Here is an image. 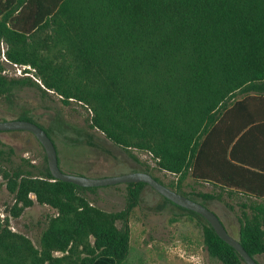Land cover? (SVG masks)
<instances>
[{"label": "trees", "instance_id": "1", "mask_svg": "<svg viewBox=\"0 0 264 264\" xmlns=\"http://www.w3.org/2000/svg\"><path fill=\"white\" fill-rule=\"evenodd\" d=\"M0 42L61 102L88 104L87 126L139 170L205 206L221 200L247 253L264 251V0H0ZM24 85L45 93L28 76L0 72V96ZM135 147L151 151L156 166ZM11 152L0 148V158ZM160 168L177 173L175 184L153 173ZM187 172L217 189L183 191ZM2 178L13 215L33 202L28 193L55 212L38 246L0 223V264H120L126 256L128 215L145 182H125V205L106 210L83 194L98 185L54 178L25 157ZM163 198L196 216L210 256L245 264L203 216Z\"/></svg>", "mask_w": 264, "mask_h": 264}, {"label": "rangeland", "instance_id": "2", "mask_svg": "<svg viewBox=\"0 0 264 264\" xmlns=\"http://www.w3.org/2000/svg\"><path fill=\"white\" fill-rule=\"evenodd\" d=\"M1 47L5 48L3 42H0ZM0 65L5 67L8 63L0 62ZM33 74L45 93L36 86L13 88L7 99L0 96V120L24 113L46 129L54 142L57 162L63 171L101 176L139 170L141 165L126 151L111 143L96 127L87 126L91 112L88 104L75 98H70L67 103L61 102L55 91L43 85L36 70ZM8 147L12 152L0 158V223L24 234L34 246H38L39 233L48 215L55 212L54 208L37 203L30 193L33 202L13 215L10 212L13 199L4 186L2 173L17 164L21 157L27 158L35 167L43 168L45 153L37 138L26 129L0 130V148L7 150ZM130 150L140 160L148 159L144 149L135 147ZM152 171L164 182L175 184V174L157 169ZM181 189L186 192L191 189L211 191L217 186L207 180L195 181L187 172L181 181ZM125 193V182L98 185L93 191H83L89 201L106 210L122 208ZM205 204L219 217L226 230L236 236L238 222L234 213L218 199H207ZM195 218L186 209L165 200L149 184H142L137 203L128 215V250L120 264H153L156 259H170V264H223L206 251ZM60 253L53 251L55 255ZM254 258L259 264H264V251L255 254Z\"/></svg>", "mask_w": 264, "mask_h": 264}, {"label": "water", "instance_id": "3", "mask_svg": "<svg viewBox=\"0 0 264 264\" xmlns=\"http://www.w3.org/2000/svg\"><path fill=\"white\" fill-rule=\"evenodd\" d=\"M2 129H26L33 133L39 143L42 145L47 168L52 177L64 181H70L78 185H105L117 182H136L142 181L149 184L154 190L160 193L165 198L173 203L184 208L193 210L199 213L211 225L214 232L227 244L232 246L240 255L245 264H259L241 245L235 236H232L224 227L219 217L208 207L200 202L193 200L174 189L169 188L149 172L144 170H130L114 175H84L80 173L67 172L60 169L57 162L56 150L51 138L47 135L44 129L29 119L23 118H8L0 120V130Z\"/></svg>", "mask_w": 264, "mask_h": 264}, {"label": "built area", "instance_id": "4", "mask_svg": "<svg viewBox=\"0 0 264 264\" xmlns=\"http://www.w3.org/2000/svg\"><path fill=\"white\" fill-rule=\"evenodd\" d=\"M0 62H6L8 63L7 66L2 67L0 69V72L6 76H28L31 79L39 82V79L33 74V70H35L34 66H32L30 63H22V62H16L9 60L6 55L4 54V49L1 47L0 49ZM144 154L148 157V159L145 161L150 166H156V160L157 157L153 156L151 151L144 149ZM161 171L166 172L167 170L160 168ZM168 172V171H167ZM173 173V172H171ZM175 174L177 178V173ZM30 196V193H28Z\"/></svg>", "mask_w": 264, "mask_h": 264}, {"label": "crops", "instance_id": "5", "mask_svg": "<svg viewBox=\"0 0 264 264\" xmlns=\"http://www.w3.org/2000/svg\"><path fill=\"white\" fill-rule=\"evenodd\" d=\"M170 259H156V260H154L152 263L153 264H170L168 261H169Z\"/></svg>", "mask_w": 264, "mask_h": 264}]
</instances>
